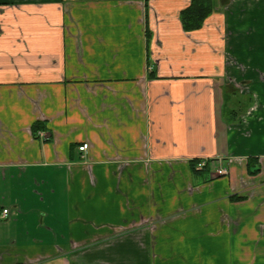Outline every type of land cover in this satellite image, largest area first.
I'll use <instances>...</instances> for the list:
<instances>
[{
    "label": "crops",
    "instance_id": "1",
    "mask_svg": "<svg viewBox=\"0 0 264 264\" xmlns=\"http://www.w3.org/2000/svg\"><path fill=\"white\" fill-rule=\"evenodd\" d=\"M193 1L0 0V264H264V0Z\"/></svg>",
    "mask_w": 264,
    "mask_h": 264
},
{
    "label": "trees",
    "instance_id": "2",
    "mask_svg": "<svg viewBox=\"0 0 264 264\" xmlns=\"http://www.w3.org/2000/svg\"><path fill=\"white\" fill-rule=\"evenodd\" d=\"M211 12L212 3L210 0H194L191 5L181 13V21L184 29L186 31L201 29Z\"/></svg>",
    "mask_w": 264,
    "mask_h": 264
},
{
    "label": "built area",
    "instance_id": "3",
    "mask_svg": "<svg viewBox=\"0 0 264 264\" xmlns=\"http://www.w3.org/2000/svg\"><path fill=\"white\" fill-rule=\"evenodd\" d=\"M38 134H39L40 137H43L44 136L42 132H39ZM88 149H89V144H84V145H82L79 148V151L81 153H83V152H87ZM206 166H207V163L206 162H199L197 164V168L200 169V170L201 169H204ZM227 174H228L227 170L225 168H223V167L219 168V170L217 171V175L218 176H225ZM8 214H9V211L8 210H5L4 213H3L4 217H6Z\"/></svg>",
    "mask_w": 264,
    "mask_h": 264
}]
</instances>
